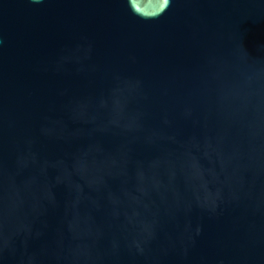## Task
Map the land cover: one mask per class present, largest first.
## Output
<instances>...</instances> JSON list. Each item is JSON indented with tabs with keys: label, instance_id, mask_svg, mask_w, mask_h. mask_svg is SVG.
I'll return each instance as SVG.
<instances>
[{
	"label": "water",
	"instance_id": "obj_1",
	"mask_svg": "<svg viewBox=\"0 0 264 264\" xmlns=\"http://www.w3.org/2000/svg\"><path fill=\"white\" fill-rule=\"evenodd\" d=\"M0 264H264V0H0Z\"/></svg>",
	"mask_w": 264,
	"mask_h": 264
}]
</instances>
